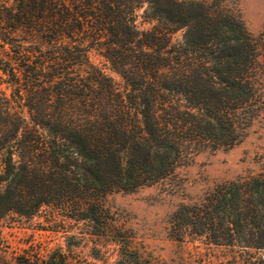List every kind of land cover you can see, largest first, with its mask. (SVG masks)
I'll list each match as a JSON object with an SVG mask.
<instances>
[{
	"label": "trees",
	"instance_id": "trees-1",
	"mask_svg": "<svg viewBox=\"0 0 264 264\" xmlns=\"http://www.w3.org/2000/svg\"><path fill=\"white\" fill-rule=\"evenodd\" d=\"M229 1L0 0V218L46 206L70 237L130 250L110 193L234 147L264 119V30L255 38ZM172 224L180 240L263 253L264 172L217 182ZM66 245L18 264H76Z\"/></svg>",
	"mask_w": 264,
	"mask_h": 264
},
{
	"label": "rangeland",
	"instance_id": "rangeland-1",
	"mask_svg": "<svg viewBox=\"0 0 264 264\" xmlns=\"http://www.w3.org/2000/svg\"><path fill=\"white\" fill-rule=\"evenodd\" d=\"M228 5L240 13L251 34L259 38L264 30V0H231ZM143 26L151 25L144 22ZM181 39L182 31L175 32L173 40ZM92 60L118 79L104 58L93 53ZM259 172H264L262 118L254 121L234 147L191 152L172 174L133 190L110 193L106 202L116 225L131 237L130 250L120 251L111 240L113 235H86L80 239L79 232L70 237L72 231H63L62 224L49 220L45 206L34 215L11 213L0 218V264H18L28 252L47 255L59 244L66 248L67 241L77 244L72 254L76 264H264V251H245L238 245L217 244L191 234L180 240L172 224L173 213L182 203L198 200L217 182Z\"/></svg>",
	"mask_w": 264,
	"mask_h": 264
}]
</instances>
